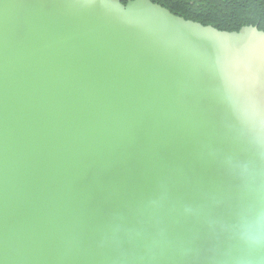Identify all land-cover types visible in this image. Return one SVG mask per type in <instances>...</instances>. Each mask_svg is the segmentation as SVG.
<instances>
[{
    "label": "water",
    "instance_id": "water-1",
    "mask_svg": "<svg viewBox=\"0 0 264 264\" xmlns=\"http://www.w3.org/2000/svg\"><path fill=\"white\" fill-rule=\"evenodd\" d=\"M264 30L152 0H0V264H264Z\"/></svg>",
    "mask_w": 264,
    "mask_h": 264
},
{
    "label": "trees",
    "instance_id": "trees-1",
    "mask_svg": "<svg viewBox=\"0 0 264 264\" xmlns=\"http://www.w3.org/2000/svg\"><path fill=\"white\" fill-rule=\"evenodd\" d=\"M126 3L127 0H121ZM186 19L223 30L253 24L264 30V0H152Z\"/></svg>",
    "mask_w": 264,
    "mask_h": 264
},
{
    "label": "clouds",
    "instance_id": "clouds-1",
    "mask_svg": "<svg viewBox=\"0 0 264 264\" xmlns=\"http://www.w3.org/2000/svg\"><path fill=\"white\" fill-rule=\"evenodd\" d=\"M257 228L254 235L243 237L245 242L253 248L264 249V213L257 217Z\"/></svg>",
    "mask_w": 264,
    "mask_h": 264
}]
</instances>
